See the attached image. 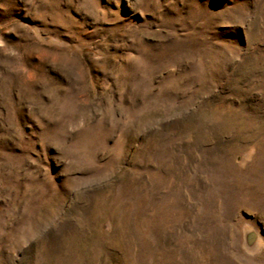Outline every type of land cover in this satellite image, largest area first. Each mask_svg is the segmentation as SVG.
<instances>
[{"label":"rangeland","instance_id":"1","mask_svg":"<svg viewBox=\"0 0 264 264\" xmlns=\"http://www.w3.org/2000/svg\"><path fill=\"white\" fill-rule=\"evenodd\" d=\"M0 264H264V0H0Z\"/></svg>","mask_w":264,"mask_h":264}]
</instances>
